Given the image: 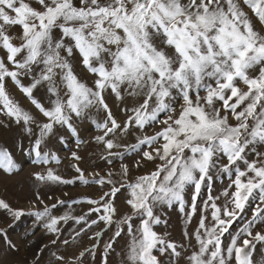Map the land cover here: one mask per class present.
I'll return each instance as SVG.
<instances>
[{"label":"snow or ice","instance_id":"snow-or-ice-1","mask_svg":"<svg viewBox=\"0 0 264 264\" xmlns=\"http://www.w3.org/2000/svg\"><path fill=\"white\" fill-rule=\"evenodd\" d=\"M0 53V133L40 166L35 186L49 200L77 182L102 193L51 204L37 193L29 208L0 198V256L69 264L60 249L79 238L71 264H264V0H0ZM88 129L111 168L88 178L69 149L77 175L57 174V147L79 148ZM0 170L22 171L4 145ZM165 208L181 214L184 242L155 230Z\"/></svg>","mask_w":264,"mask_h":264},{"label":"rangeland","instance_id":"rangeland-1","mask_svg":"<svg viewBox=\"0 0 264 264\" xmlns=\"http://www.w3.org/2000/svg\"><path fill=\"white\" fill-rule=\"evenodd\" d=\"M245 10L249 11L250 13L249 9L245 8ZM20 32L21 29L19 27L13 30L14 35H19ZM0 55H2V53H0ZM83 75L87 77L88 82L91 83L92 80L91 74L84 71ZM9 88L14 98L17 99L23 106L25 107L30 106V102L27 101V99L18 89L12 88L11 85H9ZM155 130H158V127L157 129H150L149 134H152V132H154ZM95 134L96 133L93 129L82 131L81 137L84 143H82L79 148L76 147L74 140L71 139L63 147H57L56 151L59 157L61 158V163L59 165L56 164L52 165V167L56 170L57 174L62 175L65 178H72L77 175L74 167H72V165L76 164L77 162L71 159L69 149H71L72 151H77L78 154L81 157H83V160L79 162V167L84 170V174L88 178H91L94 174H99L102 176L109 168H111L110 165H105L104 162L101 159H99L100 148L95 144V141L92 139V137ZM15 138H16L15 132L0 133V145L7 146L11 151H13L17 163L22 168V171H20L18 174H11V175L5 174L2 172V170H0V198L5 199L12 207L14 208L31 207L32 203L36 200L37 193H39L43 197L44 201L48 204L54 203L56 198L65 199V200H68L70 198H88V197L99 198V196L102 195L99 185L85 186L77 182V184L73 186H63V185L59 187L53 186L52 192L50 193L53 196V199L49 200L48 199L49 193L46 192L45 188L43 186H39V187L35 186L36 182L34 181L33 174L35 172L41 171L40 166H33L31 163V157H28L20 152L15 151V148L12 147ZM24 143L25 145H27V140H24ZM118 166H119V162L116 163L117 168ZM153 167H154L153 165H149L148 168H142L140 169L139 174H143L151 170ZM226 183L227 181L225 179L218 181L215 185V190L213 191L212 194L218 195L222 191L223 186H226ZM105 190H107V188H105ZM64 193H67L68 195L65 196ZM190 195L191 193L188 194L189 199H190ZM206 197H207V193H205L204 198L206 199ZM116 204L120 211L126 210L127 206L124 204L122 198L117 199ZM40 207H42V205H40ZM73 207H74L73 214H77L82 209L86 211L88 205L85 204L83 206H73ZM64 210L66 209H61L60 212ZM210 211L211 210L209 209V213H208L209 219H210ZM60 212H58L57 214H60ZM162 218L167 220L168 222L167 227L158 226L156 227L155 230L161 235H163L165 231H167L168 233H170L168 239L178 242H184V237L182 235V232L184 231L185 224L178 209L165 208V214L163 215ZM198 219H199V213H197V216L193 219L192 223L187 226V230L189 231V233L194 231L195 228L197 227ZM31 222H32L31 218L25 217L20 227H18L12 232L13 237H15L16 233L21 231L25 225H30ZM63 227H64V236L71 238L74 234L73 229L74 227L77 226L69 223L67 225H64ZM107 238H108L107 235L103 237L104 240H107ZM83 240L85 244L88 243L87 237H83ZM79 243L80 240L78 238L72 243L71 248L67 246H62L60 249V252L66 255L69 264H71V262L75 259V255L78 254V251L82 250L76 248V245ZM123 243L124 241L121 240V244ZM192 244L195 245L194 240L192 241ZM117 250H119V246ZM191 250L192 249H189V252ZM28 259H31V253L25 251L22 248L19 253L5 254L3 256H0V264H21V262ZM256 259L259 261L260 257L257 255ZM117 261H119V256H113L112 264H116ZM92 264H100L99 254L97 255L96 260L92 262ZM181 264H184L183 260L181 261Z\"/></svg>","mask_w":264,"mask_h":264}]
</instances>
